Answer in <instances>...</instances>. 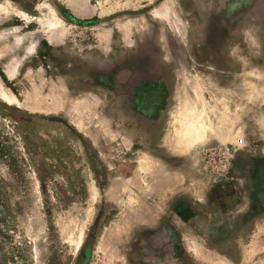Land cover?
<instances>
[{"label": "rangeland", "instance_id": "rangeland-1", "mask_svg": "<svg viewBox=\"0 0 264 264\" xmlns=\"http://www.w3.org/2000/svg\"><path fill=\"white\" fill-rule=\"evenodd\" d=\"M0 89V264H264V0H0Z\"/></svg>", "mask_w": 264, "mask_h": 264}, {"label": "bare ground", "instance_id": "bare-ground-1", "mask_svg": "<svg viewBox=\"0 0 264 264\" xmlns=\"http://www.w3.org/2000/svg\"><path fill=\"white\" fill-rule=\"evenodd\" d=\"M166 14V13H165ZM31 46V45H30ZM32 49V46L31 47H29V50H31ZM17 64V63H16ZM15 64V65H16ZM1 90V89H0ZM2 96L6 99V100H8V101H11L12 100V97H9L8 95H6L4 92L2 93ZM187 126H189V125H187ZM94 192V191H93Z\"/></svg>", "mask_w": 264, "mask_h": 264}]
</instances>
